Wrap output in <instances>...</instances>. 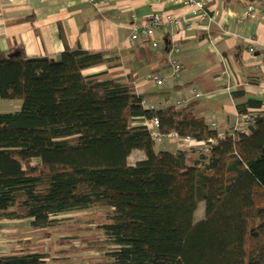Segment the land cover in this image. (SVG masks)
Instances as JSON below:
<instances>
[{
  "label": "trees",
  "instance_id": "trees-1",
  "mask_svg": "<svg viewBox=\"0 0 264 264\" xmlns=\"http://www.w3.org/2000/svg\"><path fill=\"white\" fill-rule=\"evenodd\" d=\"M115 61L81 48L59 59L0 51V98L22 100L0 113V221H29L49 238L60 216L103 209L104 238L85 249L106 264H264V103L233 92L255 123L222 138L192 104L150 110L132 76L93 71ZM155 117L162 133L206 141L209 152L158 148L145 124ZM135 152L144 158L131 165ZM23 245L0 264H67Z\"/></svg>",
  "mask_w": 264,
  "mask_h": 264
},
{
  "label": "crops",
  "instance_id": "crops-1",
  "mask_svg": "<svg viewBox=\"0 0 264 264\" xmlns=\"http://www.w3.org/2000/svg\"><path fill=\"white\" fill-rule=\"evenodd\" d=\"M201 1L203 14L185 9L180 0H99L96 5L79 0H0V51L22 46L29 58L53 59L67 48L107 52L116 61L93 71H107L114 78L132 76L138 94L150 95L147 101L160 108L187 99L198 117L209 124L210 117L216 118V131L223 138L239 115L233 92L244 88L246 99L264 103V6L252 7L243 0ZM154 14L177 16L181 28L162 27L159 49L132 45V28ZM168 40L182 48L183 71L178 82L161 88L148 76L171 75L164 52ZM252 47L254 54L249 53ZM167 147L171 153L178 150ZM5 237L0 234V243L20 240L14 234L12 239Z\"/></svg>",
  "mask_w": 264,
  "mask_h": 264
},
{
  "label": "rangeland",
  "instance_id": "rangeland-1",
  "mask_svg": "<svg viewBox=\"0 0 264 264\" xmlns=\"http://www.w3.org/2000/svg\"><path fill=\"white\" fill-rule=\"evenodd\" d=\"M22 107L20 99H2L0 98V113L16 112ZM158 146V145H157ZM158 148H162L158 146ZM163 149V148H162ZM143 158V153L135 152L129 163L134 165ZM205 203H200L195 214V221L204 218ZM106 221V213L103 209H93L91 211L68 214L59 217V224L49 230V238L43 237L40 232L34 231L29 225V221H9L0 223V230H4L6 239H12L14 234V243L5 240L0 243V251L10 253L14 248L18 250L23 248L24 242L30 240L36 244V249L50 251L58 254L67 264H106L104 258L98 252H90L85 249L87 242L96 241V238H104L102 232H99L98 226ZM10 232V233H9ZM15 246H11V245Z\"/></svg>",
  "mask_w": 264,
  "mask_h": 264
},
{
  "label": "built area",
  "instance_id": "built-area-1",
  "mask_svg": "<svg viewBox=\"0 0 264 264\" xmlns=\"http://www.w3.org/2000/svg\"><path fill=\"white\" fill-rule=\"evenodd\" d=\"M80 2L98 4L99 0H79ZM168 1V0H162ZM185 9H191L193 13L203 14L204 3L201 0H180ZM264 6V0L260 3ZM162 27H169L173 31L181 28L180 18L172 14H154L144 24H137L132 28L130 36V42L132 45L137 42L143 44H149L152 49H159L162 46V40L158 35V31ZM250 54L255 53V48L249 49ZM182 48L177 43H171V49L167 58L168 64L172 68V73L169 77H160L156 74L148 76V79L154 82L158 87H166L178 82L181 79L183 64H182ZM200 95H197V98ZM178 107H185L189 105V101L185 98H181L177 101ZM144 106L150 110H158L157 107L148 101H144ZM168 106V105H167ZM255 118L252 113L239 114L236 122L231 128L229 135H233L236 132L242 134H248L250 127L255 123ZM210 127L213 130L217 129V123L215 117H210ZM148 126L151 136L154 142L161 146L163 149H167V145L174 146L178 150H197L203 153L209 152V143L206 141L197 140L191 136H183L177 132H171L164 134L161 131V123L158 117L145 122ZM225 137V136H224Z\"/></svg>",
  "mask_w": 264,
  "mask_h": 264
}]
</instances>
